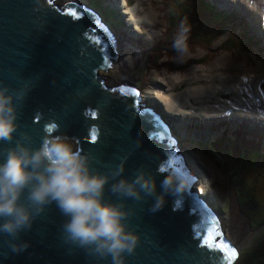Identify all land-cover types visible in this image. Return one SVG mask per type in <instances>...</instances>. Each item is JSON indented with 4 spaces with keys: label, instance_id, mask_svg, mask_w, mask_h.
Segmentation results:
<instances>
[{
    "label": "water",
    "instance_id": "95a60500",
    "mask_svg": "<svg viewBox=\"0 0 264 264\" xmlns=\"http://www.w3.org/2000/svg\"><path fill=\"white\" fill-rule=\"evenodd\" d=\"M116 40L94 7L75 0L63 7L55 0H0V85L27 88L15 137L38 147L46 133L67 136L90 156L95 170L123 163V175L132 179L143 169L160 192L164 174L173 170L169 161L182 158L170 132L176 117L161 110L155 97L142 100L133 86L106 84L100 71L115 66ZM7 146L0 142V150ZM182 164L194 182L183 193L165 196L158 211L149 210L153 197L125 201L129 228L139 236L125 264H233L237 258L238 248L223 237L220 213L193 188L197 173L183 159ZM105 197L118 200L108 186ZM65 219L54 203L47 206L15 241L29 245L20 252L0 234V264H111L110 257L98 261L66 243Z\"/></svg>",
    "mask_w": 264,
    "mask_h": 264
},
{
    "label": "rangeland",
    "instance_id": "374dc122",
    "mask_svg": "<svg viewBox=\"0 0 264 264\" xmlns=\"http://www.w3.org/2000/svg\"><path fill=\"white\" fill-rule=\"evenodd\" d=\"M85 1L91 3V6L107 11L110 17L108 22L112 27L121 35L124 34L125 39L131 43H138L143 50L144 58L146 56L145 63L133 69L136 86L142 93L140 94L143 95L145 90L151 91L155 88L162 92L166 88L162 93L166 94L167 102L169 98L170 102L175 103L173 108L177 109L178 114L173 113V115L179 117V120L176 117V122L172 123L174 128H178L177 132L174 131L176 147L182 155L192 152L195 155L194 160L186 156V163L190 169L194 166L211 180V183L204 187L205 194L222 210V229L226 238L231 239L232 244H236L240 252L233 264H264V226L254 230L248 222V218L253 217L254 222L258 220L259 223H264V121L251 118L259 110H264V100H261V94L256 93L258 90L264 93L262 88L264 65L260 66L257 62V59L264 62V53L258 52H264V32L260 31L259 27V19L264 27V6L252 8L248 0H233L236 6L231 0H205L214 5L209 9L221 15L220 18L237 20L236 15L242 16V27L255 36L259 43L246 40L245 32L233 26V23H225V20L221 23L214 21L209 13H203L199 20L189 24L187 13V26H190L187 34V53L183 58H178L172 44L181 24L173 28L170 21L171 13L176 7L174 0L117 1L120 7L121 2H127L126 8H116L107 0ZM55 2L62 7L64 5L61 0ZM195 2L196 0H179L180 4H185L184 7H189L186 4L192 5ZM138 3H140L138 7L142 8L143 12L134 13V16L144 15L148 22L136 25L139 29H136L137 31L132 29L130 32L125 29L126 16L121 11L123 9L128 11ZM252 9L255 11L253 19L246 13ZM102 15L108 17L103 11ZM259 15L261 18H258ZM213 69H216L215 72H221L223 76H216ZM256 69H259L258 72ZM239 71H244L245 78L242 87L246 90V94L242 95L235 90L239 87L236 77L241 75ZM252 73L257 76L255 83L249 81ZM100 74L110 86L120 81L121 73L115 66L101 70ZM190 74L198 76L189 86L184 81ZM211 76H216L218 79L213 81ZM155 79L160 83L151 85V81ZM215 84L216 90L212 91L209 85ZM220 84L225 90L220 89ZM205 86L209 88V92L201 89ZM195 91L201 94L199 97L201 101L209 99L212 102L205 103L204 106L192 102L191 95L195 97L196 95L192 94ZM240 96L246 97L245 100L250 103L247 108L240 109L233 103ZM226 103L231 108L224 109ZM254 104L258 108H252ZM202 108L206 111L196 112ZM194 128L208 129L213 137L196 140L183 136V129L190 131ZM238 128L242 130H233ZM233 132L236 137L235 147L225 152L223 149L229 145L227 137L233 139ZM72 142L76 147L75 142ZM205 143L206 147L203 149L214 148L219 158L223 160L221 163L216 154L209 156L199 148ZM252 154L253 162L246 163V157L250 159ZM209 165L214 168L211 174L205 171ZM256 212L262 217H256Z\"/></svg>",
    "mask_w": 264,
    "mask_h": 264
},
{
    "label": "clouds",
    "instance_id": "9594fccd",
    "mask_svg": "<svg viewBox=\"0 0 264 264\" xmlns=\"http://www.w3.org/2000/svg\"><path fill=\"white\" fill-rule=\"evenodd\" d=\"M248 3L252 8L264 6V0ZM189 30L182 23L174 37L172 47L178 58L187 53ZM26 94V87L12 90L0 85V142L8 145L0 150V234L11 238L13 252L26 250L27 242L15 241L54 203L66 218L61 226L66 243L98 261L110 257L111 264H125L126 254H132L139 242L138 234L129 228L125 201L153 197L149 210L155 212L165 196L183 193L195 178L187 170L173 169L164 174L157 192L154 176L143 169L132 179L123 175V163L106 172L95 170L90 156L67 136L46 133L40 145L32 147L15 137L18 106ZM160 171L164 172L163 166ZM106 186L118 200L105 197Z\"/></svg>",
    "mask_w": 264,
    "mask_h": 264
},
{
    "label": "bare ground",
    "instance_id": "6f19581e",
    "mask_svg": "<svg viewBox=\"0 0 264 264\" xmlns=\"http://www.w3.org/2000/svg\"><path fill=\"white\" fill-rule=\"evenodd\" d=\"M62 2H63V4H64V2L65 1H67V0H61ZM76 2H79V3H81V4H83V5H89V6H91L92 4L91 3H89L88 1H85V0H75ZM110 4H112V5H114V7H120L119 5H118V0H107ZM232 1V3L236 6V4H235V2L233 1V0H231ZM242 2V1H241ZM209 3V2H208ZM211 3V2H210ZM209 3V4H210ZM60 5V4H59ZM244 5V4H243ZM61 6V5H60ZM128 5H127V2H121V7L120 8H126ZM138 6H140V3H138V5L137 6H135V7H132L131 9H129L128 11H126L125 9H123L121 12L124 14L125 13V29L126 30H128V31H130V32H132V29L133 30H136V29H139L138 28V26H139V24L140 23H143V22H148V21H146V19H147V17H145L144 15H142L141 17H137V16H134V13H136V14H140L141 12H143L142 11V8H140V7H138ZM192 6V5H191ZM210 6H214L212 3L210 4ZM92 7H94V6H92ZM245 7V6H244ZM98 12H99V14H100V17H101V20L102 21H104L106 24H107V26L111 29V31H112V33H113V35H114V37L117 39L116 41H117V45H118V48H119V55H118V58H117V61H116V64H115V68L116 69H118L119 70V72L121 73V76H120V81L117 83V84H115V85H120V84H123V85H125V86H130V87H135V91L136 90H138L139 91V93H141L140 92V90H139V88L136 86V83H135V78H134V75H133V71L135 70L134 68H136V66L137 65H141L142 63H145V60H146V56H145V58H144V54H142V52H143V50H141L140 49V47H139V44L138 43H131L130 41H128L127 39H125V36H124V34L123 35H121L118 31H116V29H114L113 27H112V25L108 22L109 21V15H108V13H107V11H105L103 8L102 9H98V8H96V7H94ZM246 8V7H245ZM248 9V8H247ZM102 11L105 13V15H108V17L106 18V17H103V15H102ZM211 12H213L212 10H211ZM225 13V12H224ZM246 13L248 14V16L249 17H251L252 19L254 18V16H255V11L252 9V10H249V11H246ZM226 14H228V13H226ZM201 15V17H202V13L200 14ZM237 16V20H235V19H229V20H225L224 18H223V20H225V23L228 21V22H230V23H233V26H235V27H239L243 32H245L244 33V37H245V39L246 40H248V41H255V42H257V43H259L258 42V40L256 39V37L255 36H253L252 34H250V33H248V32H246L245 30H244V28L242 27V23H241V21L243 20V17L242 16H238V15H236ZM258 18H261V16L259 15L258 16ZM199 20V19H198ZM222 20V21H223ZM183 22H181L180 21V24H182ZM179 24V25H180ZM185 24V23H184ZM136 25H138V26H136ZM259 27H260V31H262V32H264V27H263V24L261 23V20L259 19ZM137 31V30H136ZM250 35V36H249ZM258 51V50H257ZM259 53H264V52H261V51H258ZM257 62H259L260 63V66H263L264 65V62L262 61V60H260V59H257ZM213 67V66H212ZM213 68H215V67H213ZM134 69V70H133ZM113 70H115V69H113ZM215 70L216 69H213V71H214V74L216 75V76H219V75H221V76H223L222 75V73L221 72H215ZM239 70V69H238ZM258 70L259 69H256V71L258 72ZM240 72V76L239 75H236V77H237V81H238V83H239V87H236V89L235 90H237V92L236 93H240V95H242V94H246V90L242 87L243 85H242V83H244L245 82V78L243 77V72L244 71H239ZM219 73H221V74H219ZM262 73V72H261ZM253 74V73H252ZM251 74V78L249 79V81L251 82V83H255L256 82V80H257V76L256 75H252ZM198 75H195V74H190L186 79H185V83L186 84H189V86L193 83V80H194V78L195 77H197ZM200 77H201V75H199ZM214 77V76H211L212 77V80L214 81V80H217L218 78L217 77ZM260 79V78H259ZM248 80V79H247ZM111 81H113L114 82V80L113 79H111ZM106 82V81H105ZM108 83V82H107ZM106 83V84H107ZM160 82L157 80V79H155V81L154 80H152L151 81V85H158ZM221 85V84H220ZM252 85V84H251ZM110 86V85H109ZM210 87L209 88H211V90L212 91H214V90H216V84L215 85H209ZM209 88L207 87V86H205V87H203V88H201V89H205L207 92H209ZM224 88V90H225V87L223 86V85H221L220 86V89H223ZM262 88H263V90H264V85L262 86ZM166 89V88H165ZM164 89V90H165ZM163 90V91H164ZM162 91V92H163ZM159 89H153V90H151V91H146L145 90V92H144V94L143 95H141V98H142V100H144V101H147V102H150V100H152V96L153 97H155L158 101H160V102H162V104H161V110H163L165 113H167V114H169V115H171V119H173L174 117H177L178 118V120H179V117H178V115L176 116V115H173V113H177L178 114V112L176 111L177 109H174L173 107H174V105H175V103L173 102H170V99L168 98V102H167V96H166V94L165 93H162ZM263 91L262 90H258V91H256V93L257 94H261V100H264V93H262ZM193 95H196L195 97H193L192 95H191V101L192 102H194V103H196V104H198L199 106H204L205 105V103H210V102H212V101H210L209 99H205L204 101H201L200 99H199V97H200V95L201 94H199V91H195L194 93H192ZM186 96H190L189 94H186ZM245 96V95H244ZM260 96V95H259ZM166 97V98H165ZM258 97V96H257ZM246 99V97L245 98H243V96L241 97H237V99L235 100V102H233L236 106H238L240 109L242 108V107H245V108H247L248 106H249V104L250 103H247L248 102V100H245ZM252 105V104H251ZM206 107V106H205ZM226 107H230L229 106V104L228 103H226L225 104V106L223 107L224 109L226 108ZM155 108H158V107H155ZM231 108V107H230ZM252 108H258V106L257 105H255L254 104V106H252ZM203 110H205L206 111V109L205 108H202V109H200V110H197L196 112H203ZM254 110V109H253ZM242 112H244L245 110H241ZM245 116H247V115H245ZM261 116V117H260ZM262 116L264 117V110H259L258 111V113H255L254 115H253V117H251V118H255V119H258L259 121H264V118H262ZM247 117H249V116H247ZM261 118V119H260ZM261 127V126H260ZM233 130H242L241 128H238V129H233ZM174 131H178V128H174L173 126H172V128H170V132H171V134L174 136V138H173V140H174V142L176 141V138H175V133H174ZM181 131V128L179 129V132ZM187 131H189L188 129H184V135L183 136H187V137H189V138H191V139H196V140H199V139H207V137H213V134H211L210 133V130H208V129H200V128H194V129H191L190 131H189V134L187 133ZM232 136H234V132H233V134H232ZM205 137V138H204ZM229 138H231V137H229ZM69 139H71V138H69ZM232 139V138H231ZM233 139H236V137L234 136V138ZM72 141H74L75 142V145L77 146V142L74 140V139H71ZM174 147H176V142H175V144H174ZM204 147H206V145H202V146H200L199 148H201V149H203ZM177 148V147H176ZM198 148V147H197ZM198 148V149H199ZM222 148V147H221ZM210 149V148H209ZM209 149H207V148H205V149H203V151H205L209 156H214V154L209 150ZM177 154L178 155H181V157H182V159L184 160V163H185V168H190L189 166H188V164L186 163V156L188 157V158H190V159H192V160H194V157H195V155L192 153V152H190L189 151V153L188 154H186V153H184V155H182L181 153H179L178 152V149H177ZM189 159V160H190ZM190 165H192V163L190 162ZM208 165V164H207ZM199 166V168H200V165H198ZM216 170V169H215ZM227 170V169H226ZM192 171L193 172H195V173H197V180H196V182H195V184H194V186H193V188H195L197 191H199L200 193H202L203 195H205L206 196V198H207V201L208 202H210L211 204H213V208H214V210H216L218 213H220V216H221V212H222V210H220L217 206H215V204H214V202L212 201V200H210V198L205 194V190H204V187L206 186V185H209L210 183H211V180L206 176V174L204 175L203 174V172L202 171H200L199 172V170L198 169H196L194 166H193V168H192ZM205 171H208L209 172V174H211V173H213V171H214V168L212 167V165H209L208 167H207V170H205ZM216 173V172H215ZM226 176H227V174H226ZM215 177V176H214ZM231 177V176H230ZM212 199H214V196L212 195ZM222 209V208H221ZM248 218V217H247ZM221 219H222V216H221V218H220V221H221ZM248 222H249V226H250V219L248 218ZM222 221H221V225H222ZM251 227V226H250ZM221 230V229H220ZM223 233H224V239H225V232H224V230L222 229L221 230ZM231 240V239H230ZM232 241V240H231ZM236 245V244H235ZM237 247V246H236ZM239 250V249H238ZM239 253L240 252H238V255H239ZM238 257V256H237ZM237 259V258H236ZM235 259V260H236ZM235 262V261H234ZM233 262V263H234Z\"/></svg>",
    "mask_w": 264,
    "mask_h": 264
},
{
    "label": "trees",
    "instance_id": "16d2710c",
    "mask_svg": "<svg viewBox=\"0 0 264 264\" xmlns=\"http://www.w3.org/2000/svg\"><path fill=\"white\" fill-rule=\"evenodd\" d=\"M174 6H176V7H174V12L171 13V19H170L173 28H176L180 24V21L184 22L186 26L188 25V22L186 20V14L187 13H188V16H189V24H191L192 22H195L196 20L200 19L201 18V15H200L201 13L202 14L203 13H209L210 14V18H212L214 21H217L218 23H221L222 20H223V18H220L221 15H217V12H211V10L209 9L211 7L210 4L207 1H205V0H196L195 4H192V7H191V3L186 4V6H189V7H184L185 4H180L179 0H174ZM212 36H215V34H212ZM227 140H228L229 145L225 149H223L225 152H227L229 149H233L235 147V143H236V139H231V138L227 137ZM205 145H206V143H205ZM210 151L214 155L216 154L215 156L219 160H221L220 163L223 161L221 158H219V155L215 152L214 148H210ZM253 156L254 155L252 154L250 156V159H249V157H246V163L249 161V164H251L253 162V160H252ZM255 216L256 217H258V216L262 217V215L257 213V212L255 213ZM252 218L253 217H250V225H251L252 228H254V230H257L262 225L264 226L263 222L259 223L258 220H256V222H254L252 220Z\"/></svg>",
    "mask_w": 264,
    "mask_h": 264
},
{
    "label": "snow or ice",
    "instance_id": "6c2138e0",
    "mask_svg": "<svg viewBox=\"0 0 264 264\" xmlns=\"http://www.w3.org/2000/svg\"><path fill=\"white\" fill-rule=\"evenodd\" d=\"M91 140L93 142L96 140V135L95 134H93L91 136ZM169 166L172 167L174 170H176L178 172L183 170L182 158H180L179 156H173L172 159L169 161ZM225 247H227V246H225ZM236 255H237L236 251L232 250L231 257L235 258ZM228 264H232V260L231 259L228 260Z\"/></svg>",
    "mask_w": 264,
    "mask_h": 264
}]
</instances>
